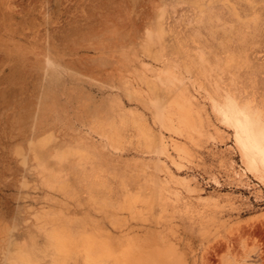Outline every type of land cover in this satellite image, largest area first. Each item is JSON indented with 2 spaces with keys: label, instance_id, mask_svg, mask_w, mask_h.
I'll use <instances>...</instances> for the list:
<instances>
[{
  "label": "rangeland",
  "instance_id": "1",
  "mask_svg": "<svg viewBox=\"0 0 264 264\" xmlns=\"http://www.w3.org/2000/svg\"><path fill=\"white\" fill-rule=\"evenodd\" d=\"M0 264H264V0H0Z\"/></svg>",
  "mask_w": 264,
  "mask_h": 264
}]
</instances>
